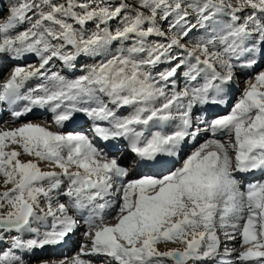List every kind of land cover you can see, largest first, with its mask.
<instances>
[{"label":"snow or ice","instance_id":"obj_1","mask_svg":"<svg viewBox=\"0 0 264 264\" xmlns=\"http://www.w3.org/2000/svg\"><path fill=\"white\" fill-rule=\"evenodd\" d=\"M7 13L0 104L13 124L34 109L52 118L0 127V264H28L25 254L81 226L76 254L41 264H264V177L242 190L264 173V0H16ZM81 57L95 62L75 78L53 70L75 71ZM249 71L230 112L195 116L226 104ZM77 114L146 167L201 132L210 138L181 167L127 180L119 156L63 131Z\"/></svg>","mask_w":264,"mask_h":264},{"label":"rangeland","instance_id":"obj_2","mask_svg":"<svg viewBox=\"0 0 264 264\" xmlns=\"http://www.w3.org/2000/svg\"><path fill=\"white\" fill-rule=\"evenodd\" d=\"M0 2H2L3 5H4V11L0 12V17H5L8 14L7 13V8H8L9 3H15L16 0H0ZM0 22H2V20H0ZM26 26L27 25H24L22 27H26ZM89 27H91V25H89ZM193 35H196V33L194 32ZM34 60H35V57L28 56L24 60L16 61V62H13V63L27 64V63L33 62ZM94 62H95V60H93V59L81 57L77 61V68H76L75 71H71V70L65 71V70H63L60 67L59 63H56L55 65H53V70H60L61 74L65 75L69 79H72V78H75L76 76L82 74L81 66H86V65L92 64ZM11 67H12V63L0 62V83H3L4 79L6 78V76L8 74V71L10 70ZM165 67H167V65H162V66H160L157 69V71H161ZM260 67H264V62L261 63ZM260 67H258L256 69V71H259ZM251 75H253V73L250 72V71L237 74V80L231 86L230 91H229V95L226 97V100H228V103L226 104V106L223 107V111L222 112H225L226 114L228 112H230L232 106L235 104V102L240 97L242 89L245 87L246 79L249 76H251ZM35 83H36V81L30 82L28 87L30 88V87L34 86ZM180 86L181 87L183 86L182 82L180 83ZM25 91H27V88L25 89ZM19 106L21 107V106H23V104L21 103ZM2 108H5V106L3 105ZM10 111H11V109L8 108V114L5 113L4 120L3 119L0 120V127H14L13 126L14 124L10 123V121H11ZM125 111L126 112L122 113L121 115L126 114L129 111V109L128 110L125 109ZM205 115H206V111L205 110L202 111L200 107L196 109V112H195V116L196 117H201L202 118ZM214 117H215V114H211L210 116H208V119H212ZM51 118H52L51 115L50 116L40 115V116L34 117L33 120L31 119L29 121H31V122L34 121L33 123H50L51 122ZM78 119H82V117L81 118L78 117ZM24 121L27 122V120H24ZM24 121H20V122H24ZM5 122H7V123H5ZM18 123H19V121H18ZM84 128H85V126H84ZM87 129L89 130L90 137H93L92 136V131L90 130L89 126H87ZM78 132L87 134V132H85V129H78ZM209 138H210V133L201 132L199 134V137H198V143H196L194 146L191 145V144L195 143L196 139L194 141H189L188 143H186L185 145L188 147L186 152H184V154H182L181 158L178 157L177 160L172 161L173 163L175 162V164L172 166V169H167L165 171H160L157 176L162 175V174H167L168 172L173 171L176 168L181 167L182 163H183V160L186 159V157L191 153V151L194 150V148L196 146H198L200 143L204 142L205 140H207ZM216 138L220 139V140H225V139H227V136H226V134L218 133ZM117 144L119 145L118 150L116 152H114V153H109V152L108 153H109V155H116V156L122 157L123 153L126 151L125 144L118 143V142H117ZM127 156L128 157H126V160H125V162L122 165L125 166L126 168H128L129 171H131L135 167V164L132 163L134 161L135 157H134V155H130V154L127 155ZM41 167L43 168V167H45V165L41 164ZM143 176H150V175H145V173H143V174L139 173L138 174V177H140V178L143 177ZM262 177H264V173H261V175H258L257 178L243 181L242 190H243L244 187H246L248 182H250L252 180H259ZM126 179L130 180L129 175H128V177ZM104 211H105V216L107 217V216L115 215L116 208L115 207L106 208ZM50 225H51V221L49 220L48 221V226L50 227ZM34 228H35V226H34ZM84 230L85 229L81 226L80 228L77 229V231H75L74 233L70 234L71 235L70 237L73 238L71 240V244H73V245H70L69 247H66L65 249L63 248V250L59 251L58 253L57 252H52L51 249L54 248L53 246H47L49 248L50 252L48 254L43 255V256H39L41 258L37 257V259H36V258L31 257V256H27V254H25L24 255V259L28 262V264H41L42 261H51V260H60V259H63V258H71L80 249V246H81V244H82V242L84 240V237H83ZM238 243H239V241L237 240L235 242L229 243L227 246L229 248L238 247ZM221 251H223V244H222V247H221ZM86 258L92 259L94 264H105V260H104L103 257L92 256V257H86ZM93 258H95V259H93Z\"/></svg>","mask_w":264,"mask_h":264},{"label":"bare ground","instance_id":"obj_3","mask_svg":"<svg viewBox=\"0 0 264 264\" xmlns=\"http://www.w3.org/2000/svg\"><path fill=\"white\" fill-rule=\"evenodd\" d=\"M30 58V57H29ZM227 103H228V100H227ZM226 103V104H227ZM226 104L224 105H208L206 106L205 108V111H206V116H210L211 114H215V117L218 116V115H226L225 112H222L223 111V107L226 106ZM3 104L1 105V108H0V120L3 119L4 120V115L5 113L8 114V107L6 105L5 108H2ZM22 107V106H21ZM199 108V107H198ZM128 110V109H126ZM126 112L125 109L121 111V114ZM40 115H47V116H50L51 113L48 112L47 110H43V111H39L38 109H34L33 112L29 113L26 117L22 118L20 121H24V120H33L34 117L36 116H40ZM76 116H78L79 118H83L81 119V121L79 123H76L74 121H70V122H67L65 127L63 128V130L65 132H78V129H85V132H87V135L90 136V133H89V130L87 129V126H90V121L84 117L82 114H77ZM19 123H24V122H20ZM34 122V121H33ZM11 124L12 123V120L10 121ZM18 122L16 124H14L13 126H18L19 124ZM85 126V128H84ZM81 127V128H80ZM199 137V136H198ZM198 137H196V141L195 143L191 144V145H195L196 143H198ZM101 140H94V142L99 145V146H104L105 148V151L109 152V153H114L118 150V147L119 145L118 144H112V141H109V142H106V144L102 145L100 143ZM118 143H122V144H125L124 141H117ZM187 146L184 144L183 146V149L181 151L178 152L177 155H174V156H168L166 154H162L158 157V160H159V163L155 164L154 166L152 167H146L144 165H136L135 168H133L131 171H129V177H130V180L132 179H138L140 177H138V174L141 173H145V175H150V176H157L158 173L160 171H165L167 169H172V166L175 164V162L173 163L172 161H175L177 160L178 157H182V154H184V152H186L187 150ZM133 155L131 154L130 152H128L127 150L123 153L122 157H120V163L123 164L126 160V157H128L127 155ZM171 158V159H170ZM136 159V158H135ZM134 159V160H135ZM180 160V159H179ZM133 163V162H132ZM143 172V173H142ZM262 172L260 171H257V172H254L252 174H249L247 175L246 177H244V180L243 181H246V180H251V179H254V178H257L258 175H261ZM80 228V227H79ZM77 231V230H76ZM75 232V231H74ZM73 232V233H74ZM71 235H69L67 238H66V241L60 245H57V246H53L54 248H52V252H59L61 250H63V248L65 249L66 247H69L70 245H73L71 244V240L73 238L70 237ZM50 252L49 248L46 246L44 247L43 249H37L35 250L34 252L32 253H29L27 254V256H31L33 258H36L39 257V256H43L45 254H48ZM61 253V252H60ZM97 257V256H96ZM41 258V257H39ZM38 258V259H39ZM32 259V258H31ZM95 259V258H93Z\"/></svg>","mask_w":264,"mask_h":264}]
</instances>
